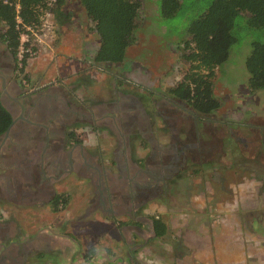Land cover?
<instances>
[{"label": "flooded vegetation", "instance_id": "af4514ba", "mask_svg": "<svg viewBox=\"0 0 264 264\" xmlns=\"http://www.w3.org/2000/svg\"><path fill=\"white\" fill-rule=\"evenodd\" d=\"M4 32L0 23V105L10 116L0 134V264H60L70 248L62 229L96 213L144 218L153 230L143 208L206 163L205 118L155 82L128 81L124 62L21 73ZM76 193L82 212L70 219L63 208Z\"/></svg>", "mask_w": 264, "mask_h": 264}, {"label": "rangeland", "instance_id": "374dc122", "mask_svg": "<svg viewBox=\"0 0 264 264\" xmlns=\"http://www.w3.org/2000/svg\"><path fill=\"white\" fill-rule=\"evenodd\" d=\"M140 2L134 42L127 49L124 62L127 72L133 71L127 78L146 88L155 82V87L158 86L162 91L168 90L188 72L189 64L182 60L183 42L189 39L186 31L209 0H182V6L175 16L167 19L160 14V0ZM61 9L69 15V20L62 25L57 24L51 14L44 13L38 27L21 34L25 39L21 40L19 54L22 58L27 55L25 71L41 73L47 65L54 72L59 67L63 73L89 68L90 64L87 62L92 61L100 43L95 24L87 17L79 0H63ZM233 35L237 42L231 46L229 57L220 67L221 70L216 73L217 68L215 69L213 78V92L216 98L219 97L220 108L215 117L201 115L205 120L216 119L220 123L222 119L229 120L225 117L229 107L227 98L230 102L239 104L247 98V95L242 94V89H247L248 80L244 61L250 53L252 41L264 43V32L248 27L246 21L239 18ZM221 89L226 91L224 95ZM253 101L258 103V107L254 109L256 117L263 119L264 89L257 91L252 103ZM235 105L232 110L236 109ZM239 108L247 107L241 103ZM234 117L235 115L232 118ZM231 123L234 124L235 121ZM206 124H212L214 130L217 128L214 122L207 121ZM199 126L201 127V120ZM203 136L205 139V134ZM222 143L212 152V159L190 172L188 182L175 188V192H171L165 201L153 202L143 208L145 216L150 219L159 218L165 223L167 232L163 237H155L151 223L144 218L142 223L124 218L117 223L96 213L88 222L74 221L73 225H64L61 233L64 237L59 239L60 242L68 244L70 252L76 250L83 254L79 257L87 264H121V259L126 264H217L213 244L218 238L214 237V233L222 238L229 237L232 233L237 239L232 241L225 238L224 243L230 246L233 244L234 248L237 241L241 248L240 235L236 234L240 227L243 229L241 236L244 254L236 264H264V237L260 238L264 236V228L257 226L258 234H253L249 224L250 216L242 218L240 226L235 219L236 214L241 216L243 212L236 210L233 185L237 188L238 181L246 180L244 186H247L250 174L245 169L251 167L245 165L242 169H237V161L234 159L236 143L227 138ZM257 146L256 148L261 149V143ZM78 194H75L74 200H66L62 215H67V218L70 215L71 219L82 212V208L78 207L81 205ZM126 225H136L142 230V235L135 233V230L124 231L120 228ZM67 232L74 234L80 248L70 245L65 237ZM96 253H102V256H96ZM94 256L96 258L92 260Z\"/></svg>", "mask_w": 264, "mask_h": 264}, {"label": "trees", "instance_id": "16d2710c", "mask_svg": "<svg viewBox=\"0 0 264 264\" xmlns=\"http://www.w3.org/2000/svg\"><path fill=\"white\" fill-rule=\"evenodd\" d=\"M140 3V0H79L87 17L95 24L99 38L95 63L125 62L127 49L134 42ZM62 4L63 0H0L4 38L15 55L21 47V34L26 33L28 27H38L44 13L51 14L59 25L69 20V15L61 9ZM181 6L182 0H160L159 11L163 18H172ZM239 18L245 20L248 27L264 32V0H209L187 28L189 39L183 42L182 60L189 64V69L167 93L186 102L200 115H210L220 108L213 92V78L215 69L223 66L231 46L237 42L233 30ZM250 46L244 66L248 73L246 87L254 93L264 89V43L252 41ZM26 60L27 55H23L21 73ZM9 124L10 116L0 105V134ZM152 219L155 237H163L167 226L159 218Z\"/></svg>", "mask_w": 264, "mask_h": 264}, {"label": "crops", "instance_id": "0c3cea01", "mask_svg": "<svg viewBox=\"0 0 264 264\" xmlns=\"http://www.w3.org/2000/svg\"><path fill=\"white\" fill-rule=\"evenodd\" d=\"M219 69L221 70V68L216 69V73ZM219 86V88H221V84ZM225 93V90L222 91V95H224ZM256 93L257 92L251 93L248 89H242V94L244 96L247 95V98H245V102L240 101V104L242 103V105L247 107L246 109L239 108V103H232L228 98L227 100L223 99L224 101L226 100L229 103V107L226 111L227 113L225 117L229 118L230 121L227 119H222L220 123L216 119L205 120L206 122H214L215 124H217V128L216 130H214V127L211 126L212 124H206L205 139H203L205 141V147L207 149L205 154L206 163L208 159H211L212 152L215 151V149L218 148L219 145L223 144L222 142H224V139L226 140L227 138V140L234 141L236 143V155H234V159L237 161V169H242V167H244L245 165L250 166L252 168L245 169V171H248V173L250 174V183H247V186H244L246 180L243 182L238 181L237 188H235V185L233 186L234 193L236 194V196L234 197V202L237 206L236 210H241L243 212L241 216H238L236 214V223L238 226H240L241 219H246L247 216H250L249 224L253 234H258V232H256L257 226L262 229L264 228V118L259 119V117H256L255 114L254 109L258 107L256 106L258 103L254 101L252 103V99L254 98V95H256ZM222 95L220 96L222 97ZM235 104H237L238 107ZM233 105H235L236 109L232 110ZM237 110H241V112ZM215 113L216 112L210 114L209 116L215 117ZM234 115L235 119L232 118ZM232 121H235V123L232 124ZM219 123L221 125H219ZM258 137H260L261 141H258ZM260 143L261 149L256 148L258 147L257 144ZM242 230L243 229H241L240 227L237 228L236 234L240 235L241 248H239L238 246L239 242L235 241V250L233 248V244L231 246L227 245V243H224V239L230 238V240L233 241V239L236 240L237 237H235L231 233L229 237L224 236V238H222L221 236L218 237L217 234L214 233V237L218 238V240L215 239L216 241L213 244L217 264H236L238 261L241 260L240 256L244 254V244L241 236ZM223 235H225V232H223ZM263 237L264 236L260 238ZM80 255L83 254L75 251H67L63 259H61L59 263L87 264L82 261V258L79 257ZM96 256H102V253H96ZM95 258L96 257L94 256L92 260ZM128 258L129 257L127 255V259ZM120 263L126 264L123 259H121Z\"/></svg>", "mask_w": 264, "mask_h": 264}, {"label": "built area", "instance_id": "2783aa9c", "mask_svg": "<svg viewBox=\"0 0 264 264\" xmlns=\"http://www.w3.org/2000/svg\"><path fill=\"white\" fill-rule=\"evenodd\" d=\"M52 1H55V0H52ZM16 9L18 10V9H19V7H18V6H16ZM16 20H17V23H18V24H20V23H21V20H20V18H19L18 16L16 17ZM30 30H32V29H31V28H29V27H28V28H26V31H27V32H30ZM27 32H26V33H27ZM24 39H25V38H24V36H22V35H21V39H20V41H21V40H24ZM21 46H22V43H21ZM21 48H22V47H20V50H19V51H21ZM17 55H18V56H20V54H19V53H18ZM20 57H21V56H20Z\"/></svg>", "mask_w": 264, "mask_h": 264}]
</instances>
